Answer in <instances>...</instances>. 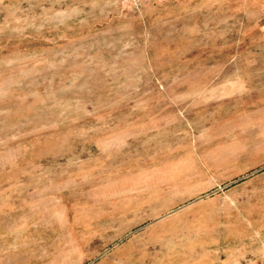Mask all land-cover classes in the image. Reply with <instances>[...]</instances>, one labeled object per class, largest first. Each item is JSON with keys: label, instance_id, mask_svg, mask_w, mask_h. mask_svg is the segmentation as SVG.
Listing matches in <instances>:
<instances>
[{"label": "rangeland", "instance_id": "rangeland-1", "mask_svg": "<svg viewBox=\"0 0 264 264\" xmlns=\"http://www.w3.org/2000/svg\"><path fill=\"white\" fill-rule=\"evenodd\" d=\"M0 264H264V0H0Z\"/></svg>", "mask_w": 264, "mask_h": 264}]
</instances>
